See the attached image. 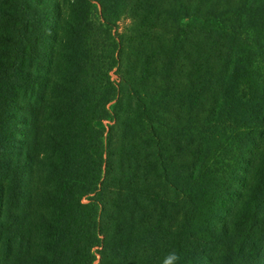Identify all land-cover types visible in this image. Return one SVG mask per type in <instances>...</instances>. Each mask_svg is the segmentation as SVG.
<instances>
[{"label": "trees", "instance_id": "16d2710c", "mask_svg": "<svg viewBox=\"0 0 264 264\" xmlns=\"http://www.w3.org/2000/svg\"><path fill=\"white\" fill-rule=\"evenodd\" d=\"M3 1L0 264H264V0H74L70 29ZM57 103L75 131L40 150L31 118Z\"/></svg>", "mask_w": 264, "mask_h": 264}, {"label": "rangeland", "instance_id": "374dc122", "mask_svg": "<svg viewBox=\"0 0 264 264\" xmlns=\"http://www.w3.org/2000/svg\"><path fill=\"white\" fill-rule=\"evenodd\" d=\"M4 6L7 9H10V12L12 15H17V17H20L23 15L22 11V6H28V3H26V0H12V4L8 0H4L2 2ZM32 3L35 5H39V10L42 11L43 17L46 15L45 9L48 8L51 10L52 7H55L56 5H61L63 7L64 13L62 14V21L60 23V26H64L67 29H70L71 25L77 26V22L81 21L83 19V16L78 15V12L75 11L73 12L71 9L73 8L74 5V0H32ZM162 8V6L159 7V9ZM54 12V9H52ZM262 10V7L260 8L259 11ZM16 11H19L18 13ZM134 11V8H128L125 10V14L121 16L120 21L118 22L119 30L121 33H124L126 28L132 23V12ZM94 14L97 15V13L94 11ZM260 16V12L258 14ZM257 16L256 22L259 21V17ZM43 19V18H42ZM41 19V20H42ZM192 19L186 18L183 20L184 25L190 24ZM14 24V22L12 23ZM11 24L7 23L4 21V15L0 13V36H6L11 32ZM97 31L94 33L96 34ZM135 49L134 52L131 51L130 55L133 54L134 58L138 57L137 54V49H143V55L146 52L147 48L145 47V38L144 37H137L135 39L134 43ZM7 51V50H4ZM188 52H190V49L188 48ZM74 57H76L74 55ZM73 57V52L71 49H66V50H61L58 49L55 53V58L56 62L54 65V69L52 68L51 71V82H49V85H64V82L67 78V73L69 70H65L64 68L70 67L71 66V60L70 58ZM14 53L11 52L8 56V58H4L3 56L0 55V72H4L6 69H13V64H14ZM28 64L33 66V65H38V60L36 56H32ZM35 70V68H32ZM44 75V74H43ZM113 79L117 80L118 77L116 76V72L113 73ZM9 78L6 83H8ZM3 86V81L0 80V104L2 101L1 94L2 91L1 88ZM6 89L8 91H14L13 87L11 84L6 86ZM32 113H34L33 109H30ZM0 114H1V107H0ZM66 117L69 118L68 113L66 112V108L64 105L62 106L60 103H57V105L54 108V117L52 120L49 119L48 116H34L31 118V124L29 131L32 133V139L35 141L36 147H37V142L36 138L39 141L38 144V149L44 150L43 142H49L51 141V137L46 136L45 134L50 132L52 137L55 138L58 143L65 142L67 140V137L72 135L75 131L74 129V122L71 119H67ZM0 121H1V116H0ZM7 124L5 125V127ZM54 126L58 128L59 133L57 134L55 132ZM2 127L0 126V130ZM23 129V128H20ZM8 133V132H6ZM18 140L16 141V145L21 142L23 136L20 133H17ZM17 147V146H16ZM14 150L11 149L10 151ZM59 147H53L50 146V153L55 157H59ZM48 164L52 163L51 160L47 161ZM131 164V163H130ZM132 165V164H131ZM133 166V165H132ZM42 169H45V165L42 166ZM7 173L10 174V183H12V180H17V172L14 170L12 172H9L7 170ZM3 175V167L0 164V178Z\"/></svg>", "mask_w": 264, "mask_h": 264}, {"label": "clouds", "instance_id": "9594fccd", "mask_svg": "<svg viewBox=\"0 0 264 264\" xmlns=\"http://www.w3.org/2000/svg\"><path fill=\"white\" fill-rule=\"evenodd\" d=\"M179 260V255L175 251L169 254V257L166 259L165 264H174L175 261Z\"/></svg>", "mask_w": 264, "mask_h": 264}]
</instances>
